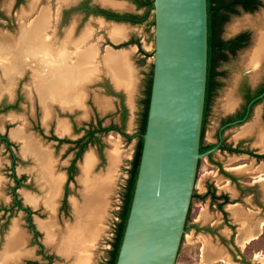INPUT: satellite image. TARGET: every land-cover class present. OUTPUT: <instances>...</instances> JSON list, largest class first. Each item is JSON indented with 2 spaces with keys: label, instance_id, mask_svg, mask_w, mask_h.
I'll list each match as a JSON object with an SVG mask.
<instances>
[{
  "label": "rangeland",
  "instance_id": "1",
  "mask_svg": "<svg viewBox=\"0 0 264 264\" xmlns=\"http://www.w3.org/2000/svg\"><path fill=\"white\" fill-rule=\"evenodd\" d=\"M260 1L261 3L252 11L238 9L236 12L229 13L227 19L222 23V37H229L245 29L250 33V41L247 45L237 49L235 53H229L226 60L217 65V69L223 70L222 74L216 76L218 80H221V84L217 86L211 101L210 113L203 133V141L214 142L217 138L218 118L240 104L241 101L237 94L240 82L247 79H256L262 71L259 64L260 59L256 60L264 52L263 48L259 49V42L264 36V0ZM26 2L29 5L26 8L28 10L35 11L37 8V13L42 9L47 10L48 21H45V23L49 26L52 14L50 9L56 6L57 0H41L40 5L31 4V0ZM6 5L7 0H0V8L4 12ZM13 8L12 12H5L8 16L1 19L2 24L13 25L16 23L15 15L18 13V9L21 8V4L18 3ZM23 10L22 4V24L29 25L33 23L32 18L28 14V16L26 15L23 18L25 14ZM149 14V18H151L152 9ZM44 18L46 20L47 17L43 10L39 13L35 22H42ZM152 28L153 25L149 24L144 28L140 25L133 27L134 36L139 38L143 49L149 53L137 62L138 75L139 73H147L151 69ZM110 34L112 36L117 35L114 32ZM23 40L28 41L30 39L28 35H25ZM67 87L69 89L73 88L70 78L68 81H64L51 73L47 77L42 76L31 79L25 76L21 78L17 86L20 89V93H17L19 94L18 105L12 109L15 113L8 112L10 110L0 112V125H4L6 122L10 124V127L22 125V134L32 139L37 144L38 152L44 156L43 160H38V154L30 151L26 145H23L21 140V142L14 141L15 144L11 147L15 156H21L22 154V162L17 161L14 166L16 173H20L22 169V174H24L22 185L17 188V191L21 195L22 202L25 204H28V202L33 203L30 205L33 210L31 219L39 231L37 239L44 244L46 252L53 253L52 260L48 264L74 263L76 252H74V255L70 253L62 254L59 251V246L65 242L66 245L68 244V250L70 251L72 250L70 244L75 247L77 241L81 249L86 244L85 239H89L88 235L84 237L83 230L96 211L100 214L91 222V224L95 223L96 227V233L94 235L93 233L90 234V237H93V243L79 253H82L81 264H104L110 248L114 224L118 219L117 211L135 138H125L121 134L108 132L102 136L104 143L102 159L98 157L93 144L87 145L85 149L88 150H86L87 152L92 153L93 151L94 160L88 166L83 164V156L80 165V158L76 161L75 174L73 179L68 181L67 206L58 210L57 200L62 193V188H59L58 191L59 184L62 181V177L59 174L62 173L60 171H64L63 167L67 164L72 152L65 151L64 143L56 144L54 140L42 136L37 128L41 126L43 132L48 134L51 130H54V123L58 119V115L67 119H74L76 122L79 121L76 118L77 112H62L59 111L55 103L51 101L46 103V100L56 97L66 99L65 97H68V94H65ZM68 92L70 96L74 94V90ZM136 96H141L140 90H138ZM6 99L8 98L1 97L0 101H6ZM13 99L14 97L11 100ZM77 99L78 95L75 94L74 100ZM262 103L264 102L256 103L252 108L253 112L256 108L261 109ZM140 107L141 103H139V107L134 104L132 111L127 112L124 126L127 133H132L136 130L135 109H140ZM90 111L92 113L91 109ZM253 115L254 113L252 117ZM106 120H110V116L105 118V122ZM257 120L258 123L254 120L253 123L249 124L250 126H245V128L247 127L246 129L254 127L255 133L251 131L249 133L250 136L246 134L245 138L241 139H249L251 148L262 151L264 148H260L257 145V137L258 135H264V125L260 122V118ZM59 126L64 127V130L66 128L64 121L60 119L56 122V130ZM241 127L242 123H238L223 128L221 131L223 142L236 143L239 140L237 137ZM12 130L18 132L17 127L11 128L9 132L12 136H14L11 132ZM117 156L118 160L115 163L114 159ZM211 158L219 160L224 168H228L233 163L245 158L247 162L245 171L242 169H230L235 174V182L239 183L241 188H234L233 183L229 184L231 188H222L223 180L219 178L222 174L214 168L213 162H210L207 155L202 154L199 157L192 191L201 192L199 184L202 181L216 185L217 188L215 189L217 192L226 189L230 198L229 204H222L226 220H224L223 213L217 206L218 199L210 200L208 195L203 198L190 197L188 219L185 224L189 226L184 228L182 232L173 264H264V159L257 160L250 156H242L239 153L222 152L219 149H213ZM9 163L8 151L4 148L3 143L0 142L1 196H6L5 193L8 192L9 186L13 183L8 175ZM54 181L56 182V187L51 189V183ZM49 189L52 190L55 200L54 198L52 200L48 199ZM26 190L31 191L33 195ZM37 197H41V201L34 204ZM12 213L7 224L8 229L15 224L18 229L12 226L8 244L18 240L14 244L15 249L17 247L23 250L22 253L28 252L25 257L37 258L44 262L45 260L40 257V254H37V244L25 226L24 212L16 210ZM1 222L2 220H0ZM40 222L43 223L41 227L39 225ZM7 226L3 228L0 225L4 235L7 233ZM250 232L255 233L256 236L241 243L244 238L251 234ZM3 240L2 238L0 240V251L3 248ZM6 246L4 247L5 252H7L6 255L8 253H17L10 252V249H6ZM86 256L88 257L86 258ZM87 260L88 262L86 263Z\"/></svg>",
  "mask_w": 264,
  "mask_h": 264
},
{
  "label": "water",
  "instance_id": "2",
  "mask_svg": "<svg viewBox=\"0 0 264 264\" xmlns=\"http://www.w3.org/2000/svg\"><path fill=\"white\" fill-rule=\"evenodd\" d=\"M152 14L146 118L114 264H173L198 158L216 146L199 151L206 78V0H152ZM251 100L237 120L245 117Z\"/></svg>",
  "mask_w": 264,
  "mask_h": 264
},
{
  "label": "flooded vegetation",
  "instance_id": "3",
  "mask_svg": "<svg viewBox=\"0 0 264 264\" xmlns=\"http://www.w3.org/2000/svg\"><path fill=\"white\" fill-rule=\"evenodd\" d=\"M19 1H21V0H14L12 7L10 9L11 12H12V10H14L13 7H15ZM26 1L27 0H22V4H23V8H24L23 11L25 12V14L23 15V18L26 17V15L28 14L34 22L35 18H37V16H38L37 15L38 9L36 8L35 11L30 10V9L29 10L26 9L29 7V5H27ZM57 2L58 3H56V6L52 9H50V12L52 13L51 14V23L49 26L46 25V23H45V26L43 28L44 31L41 33V36H39V34H29L27 32H24V34H23L24 37H25V35H28V38L30 40L33 38H34V40H36V39L37 40L39 39V40L37 41L36 45L33 44L31 46V47H34L33 49L30 48L31 50H27L31 54V56L29 55L30 57L29 56L26 57L27 65H26L25 70L22 72V78L25 76H28L32 79L33 76L41 77V76L46 75V77H47V75H50V72H49L50 66L48 65L49 61H50L49 55L52 54L53 51L58 52V46H61L62 44H63L62 47L71 46L70 49L73 52L72 47L75 43L74 38L76 37V35L80 32V30L82 29V27L84 26V24L86 22L94 21V19L97 17L102 18L105 21H113V22H117V23L121 22V23L126 24V26L128 27L127 39L113 43L110 40H108L107 38H104V41H103L104 43H109L110 45H112L114 47L123 46V45H126L128 43H133L136 46V50H135L134 55H133V61H134L135 65L137 64V62H139L140 60L143 59L144 54L138 50L139 46L142 49H143V47L140 44L139 38L134 36L133 27L140 25V26H142V28H144L145 26L147 27L148 24L153 25V14H152L151 18H149V15H150L149 13L152 9V0H57ZM34 3H36L37 5H40L41 0H37ZM34 3H31V4H34ZM260 3H261V1H260ZM36 4H35V6H36ZM234 7L237 10L241 9L244 11H252L256 8L255 7L254 9L250 10V9L243 7L241 4H236ZM7 16L8 15L5 14L0 9V24L2 23L1 19L6 18ZM47 21H48V15L46 18V22ZM32 24L33 23H31L29 25H32ZM11 25L12 24H7V26H11ZM22 26H28V25L22 24ZM221 27H222V24H221ZM240 31H244L247 35L246 42L243 45V46H245L250 41V33L248 30H245V29L240 30ZM240 31H238V32H240ZM236 33H234V34H236ZM233 35H231V36H233ZM218 36L222 37L221 31H220ZM231 36H229V37H231ZM222 38H224V37H222ZM226 38H228V37H226ZM41 40L42 41L44 40V41L42 42ZM28 42H29V40H28ZM43 43L45 44V46ZM37 48H40L42 50V54L39 52H37V53L35 52V49H37ZM262 48L264 49V47H262ZM40 54H41V56L39 57L38 55H40ZM71 54H73V53H71ZM36 56H38V57H36ZM138 57H139V59H138ZM67 59L69 60V58H67ZM39 61L41 63H39ZM259 64L261 65L262 71H261L260 75L258 76V78L242 80L240 82V85L238 87V93H237L239 98H240V101H241L240 104H238V106L235 107L230 112L224 113L218 118L219 126H218V129L216 131L217 138L214 142L203 141V133H204V129L206 126L208 115L210 113L211 101H212L213 95H214L217 87H213L211 89L210 94L208 95V98H207L208 109H207V113L205 114L204 128H203V132H202L203 143H212V145L207 149H210L213 145H216L214 148H211L208 152L203 153V154L208 156V158L210 159V162H213V161H211V153H212L213 149H219V150L226 149L229 152H244V153H246V155L248 157L250 156V157H253L257 160L264 159V157H256L255 155H253L255 153H264V150L257 151L255 148H251L250 146H248L249 145V139H244L240 142L237 141L232 146L230 143L223 142V138L221 136V131L223 130V128L230 126L231 124H238V123L244 122L245 120H247L250 117L253 106L258 102H261V101L264 102V52H263L262 56H260ZM33 70H37V72L34 74L32 72ZM150 71H151V69H150ZM149 72H147V73L145 72L144 74L139 73L140 76H139V80H138V83L136 86V94H138V90H140L141 96L137 97L135 94V98H134L133 102H134L136 107L137 106L139 107L140 98L143 97V95H144V92L142 91L143 86H144L143 84L145 83V81L149 75ZM17 89L18 88H16V90H15V95H14L13 100H7L6 99V101H4V100L0 101V112L8 111L9 109H14L16 107V105H18L19 94H17V93H20V89H18V90ZM259 93H261V95L257 96ZM114 95H116L114 98V107L115 108L113 111L109 112L110 120L107 123H102L105 115L99 116L97 111H95L94 106H92L89 99H87L86 102L89 106V109H92V113L89 115V117L86 120H81L78 123V122L74 121V119H67L64 116L58 115L59 116L58 119L62 118V119L66 120V123L68 126V128H66V130L59 132V133L57 132L56 122L58 119L54 123V130H51L48 134H45L43 132L41 126L37 128L42 136H44L47 139L54 140L56 144L64 143L65 144V151H67V152L71 151L72 152V155L68 159L67 164L63 167L64 171H62V172H64V178H63L64 181L61 179L63 182L61 183V185L59 184L60 187H58V191H59V188H62V193L57 200L58 210H61V209H63V207L67 206V199H66L67 192H66V190L68 188V181L73 179V176L75 174L74 172H75V169L77 166L76 161L79 158L81 159L82 152L84 151V149L86 148L87 145L93 144L95 147V150L97 152L98 157L100 159H102V157H103L102 147L104 144L102 141V136L106 135L108 132L111 131L114 133L121 134L125 138H129V137L135 138L134 144H133V149H134V145H135V142H136L137 136H138L139 115H140L141 107H140V109H137V108L135 109L136 110L135 111V122H137L136 130L133 131L132 133H127L126 130L124 129V126H125V119L127 117V112H128L129 107L125 104L124 98L120 92H116ZM249 100H251V101L248 105L245 117L241 120H237V119L241 118L243 116V114L245 113L246 105L249 102ZM47 101L49 102V100H46V103H47ZM52 103H55V105L59 108V111H62V112L63 111H66V112L75 111L74 109L68 110L66 107H64L62 105H58V103H56V102H52ZM134 104H132V106H134ZM261 106L262 107L260 109L259 118H260V122L264 125V103H262ZM131 111H132V107H131ZM1 126L3 127V129L0 130V136H4L6 138V141H9V143H6V141L1 139V137H0V142L3 143L4 148L8 151V157L10 159V163L8 165V167H9L8 175L12 179L13 183L9 186L8 192L5 193V195L7 197L4 195L1 196V193H0V220H2L0 225L3 228L5 226H7L8 222H9V218H10L11 214H13L12 213L13 211H16V210L23 211L24 212L23 218L25 221V226L30 231L32 239L37 244V252H38L37 254H40V257H42L45 261L41 262L40 259H37V258L25 257V255H27L28 252L22 253V251H23L22 249L20 250L17 247H16V249L14 248V244H16V242L18 240L14 241L13 243L8 244V237H9L10 232L12 230V226H15L16 229H18L17 225L15 224V225H11V227L9 229H8V226L6 227V232H7L6 235H4L2 233V230L0 228V240H1V238L4 239L3 243H2L3 248L0 251V264H48L52 260L53 253L46 252V250L44 248V244L40 240L37 239V234H34V230L38 231V229L35 227L32 219H31V214L33 213V210L30 207V205L33 203L28 202V204H25L24 202H22V198L20 197L21 195L17 191V188L22 185V178H23L24 174H22V171H20V173H16V171L14 170V166H15V163L17 161L22 162V156H15L11 147H12V145L15 144L14 141H18V142H21V141L10 138V136L8 134L10 124H7V122H6V123H4V125H1ZM241 144H245V145H241ZM224 145L233 147L235 149L229 150L228 148L223 147ZM43 146H45V145H43ZM79 148H81V150L79 152V155L76 156V153L79 150ZM133 149H132V153H133ZM207 149H205V150H207ZM205 150H203V151H205ZM203 151H200V152H203ZM132 153L130 155V158L132 156ZM84 154H85V152H84ZM84 154H83V156H84ZM80 159H79V161H80ZM80 162H82V161H80ZM198 163H199V158L197 161V165H198ZM54 173L57 174L56 172H54ZM68 174H71V176H72L71 179H68ZM59 175L62 177V173H60ZM17 178H18V180H17ZM231 181H234L236 188H241L239 183L235 182L236 180L231 179ZM209 183L210 182L206 183V188H208ZM211 184L214 187V193L216 195H218V194L227 195V193H225V192L224 193H222V192L216 193L215 192V185L213 183H211ZM206 188H205V190H206ZM26 191L31 193V191H29V190H26ZM41 197L40 198L37 197L34 204L38 203V201H41ZM227 197H228V195H227ZM217 199L219 201H221L223 198L219 197ZM54 200H55V198H54ZM229 200H230V198L228 197L227 201L222 202V204L228 203ZM219 201H217V202H219ZM233 201H235V200H233ZM233 201H231V202H233ZM222 204H221V207H222ZM23 207H26V209ZM28 210H31V211H28ZM222 215H223L224 220H226L225 214H222ZM30 223L32 224L33 227L30 226ZM38 233H39V231H38ZM6 244H8V246H6ZM4 245L6 246V249H10V252H12V253L17 252V253H15V254H9L8 253V255H6L7 252H5L6 250H4V247H5ZM19 247H21V246L19 245Z\"/></svg>",
  "mask_w": 264,
  "mask_h": 264
},
{
  "label": "crops",
  "instance_id": "4",
  "mask_svg": "<svg viewBox=\"0 0 264 264\" xmlns=\"http://www.w3.org/2000/svg\"><path fill=\"white\" fill-rule=\"evenodd\" d=\"M36 1L37 0H31L32 3ZM13 2L14 0H7V5L5 6L6 13H10V9L12 7ZM18 3L21 4V8L18 9V13H16L15 15L16 18L18 16L17 19L15 18L16 23L11 26H7L2 23L0 24V98L6 97L8 98L7 100H11L14 97L15 90L18 86V82L22 78V72L25 70L27 65L26 57L29 55L31 56V54L27 50L33 49L34 47L31 46L33 44L36 45L37 41L39 40V39L34 40L33 38L29 40V42L27 40L24 41L23 40L24 32H27L29 34L30 33L39 34V36H41V33L44 31L43 28L45 26L44 25L43 28L38 29L37 26L33 25L35 24V20L32 25L22 26V0L19 1ZM0 9L3 11L2 8ZM43 10L45 11L47 17L48 14L46 9H42L40 12H42ZM39 13L37 15H39ZM120 28L123 29L121 30V32H119ZM109 31L110 33L114 32L116 34H118L119 32L120 36L119 37H117V35L112 36L109 33ZM127 37H128V27L124 23L105 21L99 17L95 18L94 21L86 22L82 27V29L80 30V32L74 38L75 43L72 47L73 52L70 49L71 46L62 47L63 45L62 44L61 46H58V52L53 51V53L49 55L50 57V61L48 64L50 66L49 72L53 76H64V78H66V76L70 77L73 85V88L71 87L69 89V87H67V89L65 90V94L66 95L68 94V97L66 99L56 97L49 101L56 102L58 103V105H62L66 107L68 110L74 109L75 112H77L76 118L79 119L78 121L79 123L81 120H86L91 113L89 106L86 102L87 99H89L91 105L94 106V109L95 111H97L98 115L99 116L105 115L102 123H107L109 120H106L105 122V118L107 116L109 117V112L113 111L115 108L114 98L116 95L114 94L116 92H120L124 98L125 104L129 107L128 112H130L133 104L134 96L136 94V86L139 80L138 69L133 61V55L136 50V46L133 43H128L123 46L114 47L109 43L103 42L104 38H107L111 42L116 43L118 41L127 39ZM35 52L36 53L39 52L42 54V50L40 48L35 49ZM41 54L38 56L40 57ZM84 57L85 58L87 57V59H85ZM67 58H69V60ZM75 58L78 59L76 60ZM257 59H260V56L257 57L256 60ZM5 63H8V65L5 66ZM39 63L41 62L39 61ZM32 72L35 74L37 70H33ZM37 77L39 76H33L32 79ZM70 90H74V94L72 96H70V93L68 92ZM75 94L78 95L77 100H74ZM9 110L10 111L8 112L15 113V111H13L12 109ZM253 113L254 115L252 117ZM259 115H260V109L256 108L254 109V112L252 110V113L250 114L249 117L250 119L248 118V120L242 122V127L237 137V139H239L238 140L239 142L244 140L241 138L243 137L245 138L246 134L247 136H250L249 133H251V131H254L255 133V129L253 128L246 129L245 126L253 123L254 120L258 123L257 119L259 118ZM60 120H63L65 123V127L68 128L66 120L62 118H60ZM15 127L18 128V132L21 135L22 125L10 127L8 130V134L11 139L20 141L19 137H14L9 132L11 128H15ZM2 129L3 127L0 125V130ZM255 139H256V134H255ZM234 144L235 143H231L232 146ZM248 146H250V143ZM88 149L92 150L91 148ZM86 150L87 149H84V151L82 152L81 159ZM221 151L229 152L226 149H222ZM231 153L234 154L239 153L242 156L246 155V153L244 152H231ZM92 155H93V151H92ZM93 160H94V155L92 161ZM117 160H118V156L116 158V161ZM212 160L213 158H211V161ZM80 161H79V165H80ZM213 164H214V168L217 169L219 173L222 174L221 177L219 176V178L223 180L222 188H231V186L229 185L231 183H233L234 188H236L234 181H231V179L236 180V177L235 174L230 171V169H242L245 171V165L247 164V162L245 158H242L241 161L233 163L228 168H224V166H222L219 160H213ZM20 171H22V169ZM63 178H64V172H62V180ZM199 188L201 192L196 191L195 192L196 194L203 193V191L206 188V183L203 181L200 182ZM215 188H217L216 185ZM226 191H227L226 189L221 190L222 193L224 192L227 193ZM215 192L219 193L220 191L217 192L215 189ZM96 212L94 213L95 215H93L92 219L89 221V223L83 230L84 237L88 235L89 239L87 240L85 239L86 244H84L81 249L79 247L80 244L77 241L75 247H73V244H70V246L72 247V250L70 251L68 250V244L66 245L65 242H63V244H60L59 246V251L62 254L70 253L74 255V252H76L75 254L76 260L73 261L74 262L73 264H81L82 253L79 252H82V250L84 251L85 248L88 247V245H91L93 243L92 240L93 237H90L91 236L90 234L93 233L94 235V233H96L95 230L96 227L94 225L95 223L91 224V222H93V220H95V218H97L100 214L98 213V211ZM87 257L88 256H86V258ZM83 262L85 263V261ZM87 262L88 260L86 261V263Z\"/></svg>",
  "mask_w": 264,
  "mask_h": 264
},
{
  "label": "trees",
  "instance_id": "5",
  "mask_svg": "<svg viewBox=\"0 0 264 264\" xmlns=\"http://www.w3.org/2000/svg\"><path fill=\"white\" fill-rule=\"evenodd\" d=\"M236 4H241L243 7L247 9H254L257 5L260 4L259 0H206V23H207V50H206V78H205V91H204V102H203V112H202V120H201V129H200V137H199V151H203L209 148L212 143H203L202 141V132L204 128L205 122V114L207 113L208 105L207 98L210 94V91L213 87H217L221 84V80L216 79V76L223 73V70L217 69L218 63L225 61L228 54H233L235 51L242 47L246 42V33L244 31L237 32L231 37L222 38L219 37V33L221 31V24L227 19L229 13L236 12L237 9L234 7ZM138 50L142 52L144 55H148L149 53L142 49L140 46ZM150 77L151 71L143 84V97L140 98L141 110L139 115V125H138V136L134 145L132 156L129 160V166L127 168V176L125 179V183L123 186V190L121 193V200L119 204V209L117 211V217L113 228V235L110 240V248L108 249L107 257L104 264H114L118 247L120 244L121 236L123 233L126 216L129 209V204L131 200V195L133 191L137 165L140 155V148L142 137L141 133L144 129L146 111H147V103H148V95H149V87H150ZM247 97V96H246ZM241 114V113H240ZM1 139L6 141L4 136H0ZM9 143V141H6ZM228 148L229 150H233L235 148L230 146H223ZM81 148L76 153V156L79 155ZM256 157H264V153H255L253 154ZM75 156V157H76ZM71 174H68V179H71ZM18 180V178H17ZM67 192V190H66ZM209 196L210 200H215L219 197L223 199L217 202L218 208L225 214V211L221 207L222 202L227 201L228 197L225 194L214 193V187L211 183L208 184V188L203 193L196 194L194 191L191 193L192 196H197L199 198H203L205 196ZM26 209V207H23ZM31 211V210H28ZM189 206L186 213L185 224L188 219ZM194 225V224H190ZM30 226L32 224L30 223ZM189 225H184L186 228ZM34 234H38L37 230H34Z\"/></svg>",
  "mask_w": 264,
  "mask_h": 264
},
{
  "label": "bare ground",
  "instance_id": "6",
  "mask_svg": "<svg viewBox=\"0 0 264 264\" xmlns=\"http://www.w3.org/2000/svg\"><path fill=\"white\" fill-rule=\"evenodd\" d=\"M45 18H44V20H42V22L41 21H37V22H35V26H37V28L38 29H40V28H43V26L45 25ZM34 23V22H33ZM34 25V24H33ZM121 30H123V29H121L120 28V31L119 32H121ZM118 32V36L117 37H119L120 36V33ZM90 35V34H89ZM87 37V36H86ZM84 40V39H83ZM79 45V44H78ZM85 46V45H84ZM262 47H264V36H263V38H262V40L259 42V49H261ZM258 49V50H259ZM109 51V50H108ZM124 51V50H123ZM88 52V51H87ZM110 52V51H109ZM120 52V51H119ZM108 54V53H107ZM74 57V56H73ZM82 57H83V55H82ZM85 58V57H84ZM76 60L78 59V58H75ZM85 59H87V57L85 58ZM112 60V59H111ZM86 61V60H85ZM86 63V62H85ZM12 64V63H11ZM14 64V63H13ZM8 65V63H5V66H7ZM83 65H85V64H83ZM86 66H88V65H86ZM70 71V70H69ZM63 72H65V71H63ZM68 73V72H67ZM71 75V74H70ZM59 78H61L62 80H64V81H68L69 80V78L70 77H67L66 76V78H64V76H58ZM65 98H67V97H65ZM250 126V125H249ZM247 128V127H246ZM252 128H254V127H252ZM62 131H64V127H62V126H59L58 127V129H57V132L59 133V132H62ZM12 132V134L15 136V137H19L20 138V140L21 141H23V145H26V147L30 150V151H33L34 153H36V154H38V160H43L44 159V156H43V154L42 153H39L38 152V147H37V144L32 140V139H30V138H28V137H26L25 135H23V134H19V132H15L14 130H12L11 131ZM263 133V132H262ZM257 145L260 147V148H264V135H258V137H257ZM92 159H93V155H92V153L91 152H87L85 155H84V158H83V164L85 165V166H88L90 163H91V161H92ZM114 162H116V157H115V159H114ZM52 185L50 186L51 187V189H53L52 187H56V182L54 181V182H52L51 183ZM51 189H49V192H48V194H47V196H48V199L49 200H52L53 198H54V195H53V193H52V190ZM42 224L43 223H39V225H40V227L42 226ZM43 226H45V225H43ZM251 233V232H250ZM256 235H255V233H251L249 236H247L246 238H244L242 241H241V243H243V242H246V241H248L249 239H251V238H254Z\"/></svg>",
  "mask_w": 264,
  "mask_h": 264
}]
</instances>
